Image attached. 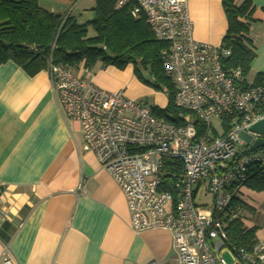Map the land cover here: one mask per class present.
Instances as JSON below:
<instances>
[{
	"label": "built area",
	"instance_id": "2783aa9c",
	"mask_svg": "<svg viewBox=\"0 0 264 264\" xmlns=\"http://www.w3.org/2000/svg\"><path fill=\"white\" fill-rule=\"evenodd\" d=\"M115 1L116 10L143 17L156 40L166 45L164 73L182 112L156 114L123 91L103 90L75 68L50 62L63 119L79 125L83 151L92 152L118 184L135 234L170 232L179 264H264V238L256 236L250 250L235 246L225 224L240 219L241 207L233 205V198L243 202L249 178L255 172L264 177V147L251 149L256 140H264L251 131L264 120V86L245 82L240 68L225 67L231 49L193 38L189 0ZM213 119L221 121L220 133ZM203 184L212 205L195 203ZM8 219L0 192V221ZM0 264H16L7 248Z\"/></svg>",
	"mask_w": 264,
	"mask_h": 264
},
{
	"label": "crops",
	"instance_id": "0c3cea01",
	"mask_svg": "<svg viewBox=\"0 0 264 264\" xmlns=\"http://www.w3.org/2000/svg\"><path fill=\"white\" fill-rule=\"evenodd\" d=\"M248 1L251 15L240 20L248 24L246 38L256 54L246 78L253 83L264 75V0ZM38 4L47 12L70 15L80 25L95 18L96 0ZM188 10L193 38L222 45L228 30L222 0H189ZM76 71L99 88L123 91L132 100L144 102L156 94L131 68L120 71L98 62ZM165 107L154 104L159 110ZM77 135L82 136L79 125L60 113L48 70L30 76L13 63L0 67V192L9 208V219L0 221V259L7 248L16 264H171L176 259L172 234L131 230L122 191L96 156L83 151ZM263 203L264 190L245 186L243 204L255 216ZM256 234L264 238V230Z\"/></svg>",
	"mask_w": 264,
	"mask_h": 264
},
{
	"label": "trees",
	"instance_id": "16d2710c",
	"mask_svg": "<svg viewBox=\"0 0 264 264\" xmlns=\"http://www.w3.org/2000/svg\"><path fill=\"white\" fill-rule=\"evenodd\" d=\"M115 4V0H96L94 20L80 25L70 15L47 12L38 0H0V67L13 63L34 76L48 70L50 62L75 69L82 64L92 68L98 62L124 69L132 63L135 75L148 83L137 68L139 63L150 72L156 87L168 93V106L164 110L153 108V112L181 113L174 102V84L165 75L162 64L161 53L166 45L156 40L143 17L134 19L127 11L116 10ZM222 4L228 20L222 45L231 49V55L223 63L228 69L240 68L247 82L256 54L246 38L248 24L240 19H249L252 5L248 0L240 6L236 0H222ZM253 84L264 86V75L258 74ZM245 184L263 191L264 177L255 172ZM233 205L247 208L237 197L233 198ZM227 232L231 244L252 248L256 230H245L240 219L229 222Z\"/></svg>",
	"mask_w": 264,
	"mask_h": 264
},
{
	"label": "rangeland",
	"instance_id": "374dc122",
	"mask_svg": "<svg viewBox=\"0 0 264 264\" xmlns=\"http://www.w3.org/2000/svg\"><path fill=\"white\" fill-rule=\"evenodd\" d=\"M90 34H93V32H90ZM135 65L134 64H128L124 69H118L120 71H125L126 69H130L131 68V73L134 74V76L137 78V80L142 83L147 89H149L150 91L156 93L153 96H148L147 98H144V102L149 101L147 103V106L154 108V104L158 103L160 105H166V107L168 106V102H169V98H168V93L166 91V89H163L162 87L157 88L156 85L153 83V77L151 76L150 72L145 70L144 68H142V66L138 63L137 64V68H139L141 70V73L143 74V76L146 78L147 81H149L148 83L140 80L136 75H135ZM151 81V82H150ZM162 85V84H161ZM158 85V86H161ZM160 96V98H158V95ZM165 107V108H166ZM220 120L219 119H213L212 120V124H213V128H215L216 131H218L219 133L223 130V128L220 127ZM77 137L81 140V146L82 149L85 145L84 140L82 141L83 138H81L82 136L77 135ZM198 185V182L194 184V190H196ZM207 184H203L201 187L200 192L198 193L197 197L195 198V203L196 205L199 206H209L213 204V196L211 193H207ZM248 198V197H247ZM258 212V216H255V213H253V211H251L249 209V207L242 209L241 212L239 211V217L240 220L243 223V227L245 230H251V229H255V237L257 236V232L259 231H263L264 230V203L263 205H260L257 207V210H255V212ZM225 224L228 226L229 222L225 221ZM225 258L227 260H230L228 255H225ZM171 264H179L176 259L171 262Z\"/></svg>",
	"mask_w": 264,
	"mask_h": 264
},
{
	"label": "water",
	"instance_id": "95a60500",
	"mask_svg": "<svg viewBox=\"0 0 264 264\" xmlns=\"http://www.w3.org/2000/svg\"><path fill=\"white\" fill-rule=\"evenodd\" d=\"M251 131L257 134L264 135V120L255 124L252 128ZM264 147V140L263 139H258L255 141V143L252 145L251 149L252 150H258Z\"/></svg>",
	"mask_w": 264,
	"mask_h": 264
}]
</instances>
